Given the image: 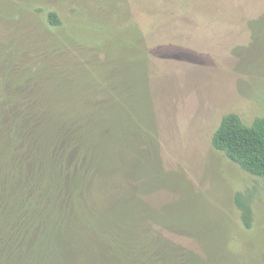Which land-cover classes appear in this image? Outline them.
<instances>
[{"label": "rangeland", "instance_id": "rangeland-1", "mask_svg": "<svg viewBox=\"0 0 264 264\" xmlns=\"http://www.w3.org/2000/svg\"><path fill=\"white\" fill-rule=\"evenodd\" d=\"M23 100L74 107L124 174L104 210L165 218L206 264H264V178L211 143L223 115L264 116V0H0V103Z\"/></svg>", "mask_w": 264, "mask_h": 264}, {"label": "trees", "instance_id": "trees-1", "mask_svg": "<svg viewBox=\"0 0 264 264\" xmlns=\"http://www.w3.org/2000/svg\"><path fill=\"white\" fill-rule=\"evenodd\" d=\"M48 19L60 24L55 12ZM27 101L20 106L0 103V264L210 261L208 247L207 258L193 256L161 236L165 218L143 217L131 207L118 216L104 210L118 192L131 189L124 174L104 170L96 152L90 153L94 140L80 135L85 126L75 119L74 107L57 109L51 119L48 106ZM6 113L11 114L7 120ZM211 143L246 171L264 178V116L248 125L236 113L223 115ZM143 170L151 177L150 169ZM127 175L132 184L134 175ZM242 206V219L249 226L250 208Z\"/></svg>", "mask_w": 264, "mask_h": 264}]
</instances>
